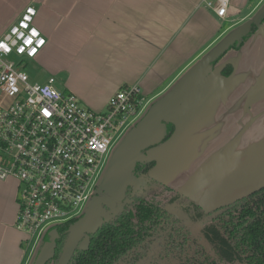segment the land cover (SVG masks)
<instances>
[{"label": "crops", "instance_id": "obj_1", "mask_svg": "<svg viewBox=\"0 0 264 264\" xmlns=\"http://www.w3.org/2000/svg\"><path fill=\"white\" fill-rule=\"evenodd\" d=\"M216 1L0 0V38L26 7L36 8L35 25L47 44L30 63L46 82L54 77L62 92L96 112L105 111L124 86H139L154 101L198 63L220 55L214 70L219 66L221 83L193 97L184 116L173 120L177 134L155 149L165 150L198 126L201 140L182 141L178 164L165 175V184L213 211L264 188L251 192L252 183H264L259 174L264 166V0H231L225 19L207 6ZM248 22L243 29L257 26L248 40L242 44L244 33L238 46L222 44ZM228 64L234 70L225 78L221 70ZM162 154L153 159L162 161ZM201 172L208 174L199 178ZM17 195L16 180L0 181V264H30L34 258L29 261L28 235L16 227Z\"/></svg>", "mask_w": 264, "mask_h": 264}, {"label": "built area", "instance_id": "obj_2", "mask_svg": "<svg viewBox=\"0 0 264 264\" xmlns=\"http://www.w3.org/2000/svg\"><path fill=\"white\" fill-rule=\"evenodd\" d=\"M230 4L207 6L225 19ZM36 17L26 7L0 38V181H17L16 227L34 251L53 227L83 215L113 146L153 102L139 86H124L96 112L58 90L54 77L32 83L24 61L47 44Z\"/></svg>", "mask_w": 264, "mask_h": 264}, {"label": "trees", "instance_id": "obj_3", "mask_svg": "<svg viewBox=\"0 0 264 264\" xmlns=\"http://www.w3.org/2000/svg\"><path fill=\"white\" fill-rule=\"evenodd\" d=\"M256 31L257 26L253 24L242 44ZM233 70V65L228 64L222 68L221 75L228 78ZM166 125L167 134L161 144L177 134L175 123ZM159 164L151 160L137 165L134 174L143 179V186L133 203L91 236L89 249L79 250L70 264H119L131 254L141 253L139 250H148L160 238L164 252L178 256L175 264H264V188L210 212L201 210L194 202L188 206L181 203L184 216L180 217L171 205L177 200L180 202L183 195L176 193L168 200L166 193L175 190L153 177ZM78 219L54 229L58 236L56 261L66 245L70 227ZM197 223L201 226L193 234L190 225ZM50 240L49 235L44 237L40 248ZM140 258L137 255L127 264H136Z\"/></svg>", "mask_w": 264, "mask_h": 264}, {"label": "water", "instance_id": "obj_4", "mask_svg": "<svg viewBox=\"0 0 264 264\" xmlns=\"http://www.w3.org/2000/svg\"><path fill=\"white\" fill-rule=\"evenodd\" d=\"M217 58L200 62L186 73L169 92L155 101L143 119L126 135L115 150L102 181L104 195L93 197L83 215L70 227L68 240L60 256L61 264H68L77 249L88 250L91 236L97 234L106 223L115 219L125 206L133 203L143 186V179L134 174L137 165L151 160L161 164L164 160L163 157L162 161L151 159L147 151L161 145L167 134L166 123H173L170 116L180 110L213 74L214 62ZM130 188L131 196L128 197ZM57 238L56 232H52L50 242L42 249L40 248L42 243L40 244L34 255L36 258L34 264H47L55 258Z\"/></svg>", "mask_w": 264, "mask_h": 264}, {"label": "rangeland", "instance_id": "obj_5", "mask_svg": "<svg viewBox=\"0 0 264 264\" xmlns=\"http://www.w3.org/2000/svg\"><path fill=\"white\" fill-rule=\"evenodd\" d=\"M256 18H258L257 14H256ZM244 25H249L250 26L251 22L242 24L239 27H237L236 29H234L233 31L229 32L224 37L222 44H225V46H227L229 44L231 45V44H234V43L238 42V44H237V46H238L240 44V42L237 41V40H240L242 35L248 31V30L243 29L245 27ZM12 59L13 60H17V58L14 57V56L12 57ZM24 62L26 63V65L24 67V70L30 75L32 83L43 84V83L46 82V79H45L43 73H41V71L37 67H35L33 64H31L28 59L25 60ZM218 73H219V66L216 67V69L214 70L213 74H211V76L198 88V90L195 93L197 96H193V97H195V98L198 97L199 94L207 91L210 87H214V88L217 87V85H219L221 83V81H220L221 78L219 77ZM55 86H56V88L58 90L62 91V85L60 83L56 82ZM193 97L180 110H178L177 112L172 114L170 116V119L171 120H174V119H177V118L181 119L184 116V112H185V109H187V105H191L192 101H194ZM158 99H155L151 103V105L149 106V108L147 109L145 114L132 127H130L121 136V138L116 142V144L113 146L110 158L108 160V163L104 166V171H103L102 175L100 176V178L96 182V191H95L94 197L97 196V195L103 194V192H102V181H103V179H104V177H105V175L107 173V170L109 168L110 160H111L115 150L121 144V142L126 137V135L143 119V117L149 111L150 107ZM8 102L9 101L7 99L3 100V103H8ZM197 127L198 126L195 125V126H193V128L191 127V131L184 132L182 134V136L179 135V137L174 138L170 142L169 145L164 147L165 150H163L162 148H160L159 150H155L157 148L156 147V148H153V149H150V150L147 151L148 156L151 159H153V157H156L159 154L163 153L162 156H163L164 160H163L161 166L159 168H157L155 173H153V176L155 178H157V179H159V180L164 182L166 180V176L165 175L171 173L172 172V168L177 166V164H178L177 163V159H178L177 157L179 156V148H180L178 146L183 143L182 141H184V140L185 141H189V139H190V142H188V143L195 144V142H196V144H197L201 140L200 138L196 137L197 134H200L198 131L196 132ZM203 133L204 132H202L201 134H203ZM240 137L241 136H239V138ZM236 141H239V139H237ZM164 145L161 144L160 147H163ZM233 148H235V147H233ZM237 150H241V149H237ZM224 152L226 153L227 151H223L221 153H224ZM217 169H219L220 171L222 170L221 166L219 164L217 165ZM166 171H167V173H166ZM203 174L207 175L208 172H201V174L199 175V178H201L203 176ZM259 174H260V179H262L260 182H264V166L261 167ZM253 184L254 183H252V187L251 188H253V189L251 190V192H253L255 190H258L261 187H264V183H262L258 187H253ZM193 186H194V183H191L190 186H189V190L190 189L193 190V188H192ZM176 193L182 194L183 197L181 198L180 202H179V200H177L175 205H171V208L180 217L184 216V214L180 210L181 209L180 208L181 203L184 206H188V203L194 202V203L198 204L199 208L201 210L205 211V212H210L209 210H212V209H210V207L208 205L200 203L199 199H196V198L191 197V196H187L185 193H182V192H178V191L167 192L166 193V197L168 198V200H170L172 197H174L176 195ZM128 209H129V207H128ZM185 221H187V220H185ZM190 226L192 227L193 234H196L198 229H199L198 227H200L199 224H196V225L193 224V225H190ZM161 239L162 238L156 239L155 243L150 246V248L147 250L146 253H145V250H142V252L138 254V255H140L141 258L136 262V264H175L178 261V259H179L178 256L175 257L172 254H166L164 252V243L161 245V242H162ZM36 246L37 245H35L34 248L32 247L33 250H32L31 253H29V261H30V259L32 257H34L32 255H35L36 251H34V250H35ZM35 260H36V258H32V260L30 261V264H34Z\"/></svg>", "mask_w": 264, "mask_h": 264}, {"label": "flooded vegetation", "instance_id": "obj_6", "mask_svg": "<svg viewBox=\"0 0 264 264\" xmlns=\"http://www.w3.org/2000/svg\"><path fill=\"white\" fill-rule=\"evenodd\" d=\"M102 195H104V193L102 194ZM227 206V205H226ZM223 207V206H222ZM218 209V208H217ZM214 211V210H213ZM218 213H216L215 215H217ZM214 215V216H215ZM68 223V222H67ZM67 223H64V224H67ZM64 224H61V225H64ZM197 224H199L200 226H201V223H197ZM58 226H60V225H58ZM58 226H55V227H53L46 235H45V238H46V236L47 235H49V238L51 239V233L52 232H55L54 231V229L56 228V227H58ZM150 248V247H149ZM148 248V249H149ZM64 250V249H63ZM80 249H77L76 250V252H75V254L73 255V257H72V259H71V261L68 263V264H70L71 262H72V260L74 259V257H75V255H76V253L79 251ZM143 250H145V249H143ZM80 251H82V250H80ZM139 251H141L142 252V250H139ZM138 251V252H139ZM63 252V251H62ZM147 252V250H145V253ZM56 253H57V250H56ZM62 254V253H61ZM61 254H60V256H61ZM138 255V254H137ZM136 254H131L130 255V257L128 258V259H126L125 261H121L119 264H127V263H132L134 260H135V258H136V256H137ZM60 256H59V258H58V260L56 261L55 260V258H56V256H55V258L53 259V260H51V261H49L48 263H50V262H52V264H61L60 263ZM47 263V264H48Z\"/></svg>", "mask_w": 264, "mask_h": 264}]
</instances>
